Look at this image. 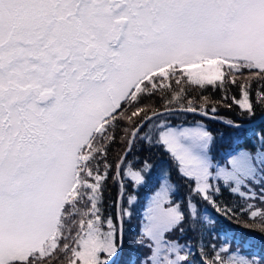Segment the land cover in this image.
<instances>
[{
	"label": "snow or ice",
	"instance_id": "snow-or-ice-1",
	"mask_svg": "<svg viewBox=\"0 0 264 264\" xmlns=\"http://www.w3.org/2000/svg\"><path fill=\"white\" fill-rule=\"evenodd\" d=\"M208 87L219 100L188 95ZM221 106L240 119L219 117ZM257 108L264 114V0H0V264H122L138 200L125 180L144 186L154 167L128 155L152 148L170 156L188 193L177 201L161 169L135 240L146 249L139 264H264L241 254L255 241L232 227L256 206L237 213L217 200L227 190L264 203V125L243 123ZM189 113L233 129L236 147L214 160L203 122L174 125ZM117 129L125 148L113 174ZM109 176L117 197L105 216ZM186 231L223 234L238 251L224 243L198 260L170 238ZM253 231L264 242V228Z\"/></svg>",
	"mask_w": 264,
	"mask_h": 264
},
{
	"label": "trees",
	"instance_id": "trees-1",
	"mask_svg": "<svg viewBox=\"0 0 264 264\" xmlns=\"http://www.w3.org/2000/svg\"><path fill=\"white\" fill-rule=\"evenodd\" d=\"M253 89H255V86H253ZM232 94L236 95L237 98L240 96V90L237 87H233L231 89ZM188 95L193 98L196 103L202 104L204 103L203 97H211V101L209 103H213L220 99L221 92L214 91L212 87H208L206 90H193L188 93ZM254 95V91H253ZM157 104L159 105L162 103L159 99H157ZM231 102V101H229ZM184 103L187 105V100L184 101ZM178 107V106H177ZM239 112L238 107L233 106L231 110H229L226 107L221 106L218 111V116L223 118L231 117L234 120H239L240 117L237 115ZM259 108H257L256 111V117L261 115ZM198 114L189 113L186 117L184 115H180L178 119H174L173 122H180V123H187L194 120V118L199 117ZM204 120L208 123L209 128L211 129L212 133L215 134V144L219 146L221 149H228L229 147H236L235 138L238 135L233 129L226 126V124L222 123L219 120H212V119H206ZM246 120V119H245ZM216 125V126H215ZM264 125V117L257 123L252 124L251 126H245L246 129H257L258 126ZM123 127V124L121 125V128ZM123 135V132L120 129H117L116 132V143L112 144L111 147L108 150V159L113 162V174L115 171V161L121 155L123 152L125 145L121 143L120 137ZM145 157H148L150 162L154 165L151 175L148 178V181L146 185L140 186L136 188V192H139L141 194L147 193L149 190H151L153 187H155L159 180V172L161 167L163 166V162L168 159V154L165 153L163 149L160 148H152L151 150H143V151H133L130 155H128V160H134L139 159L141 162L144 160ZM137 168L141 167V164L135 165ZM176 184L178 185V191L175 193V199H178L179 201H183L188 193V185L184 182H182L179 178L176 179L174 177H171ZM125 183L128 185V190H131V181L129 178H126ZM222 185V184H221ZM132 191V190H131ZM130 191V192H131ZM117 197V187L113 185V182L111 180V176H109L107 187L104 190L103 194V208H104V215L107 216L110 213L115 214V208L110 207V204L115 201ZM217 200L220 201L222 204L226 203L231 207H234L236 212H240V208L243 205L245 208H247L248 204L255 205L252 210L253 211H259L257 207V203L260 201L258 198H255L252 202L247 201V204H245V201L239 198L238 194L232 195L227 190H223V195L218 196ZM142 204V203H141ZM140 204V206H141ZM124 206H128L126 203V197L124 200ZM131 207L132 215L135 217V213L139 210V216L142 214V207ZM206 207L210 215H215V210L211 206H207L204 204L200 205V208ZM129 218H125L123 227H124V239L127 236V233L130 231V227L132 226L130 223ZM142 218L138 217V226L141 224ZM187 227V225H185ZM232 227L238 232V233H245L250 236L251 239L255 241L256 250H261L264 253V247L262 243L257 239L253 238L251 234H261L258 231H253L255 229H261L264 228V216H258L253 218L249 214H244L240 217L239 221H237L235 224L232 225ZM223 234L217 236L215 232L212 231H204L202 234L200 231H186L183 235L180 233H174L173 237H177L178 240L187 241L190 242L192 245H194V251L192 256H199L201 257V252H208L210 256H214L216 252L212 251L213 248L216 249L212 245V241L217 243L218 237H222ZM264 243V242H263ZM253 250L251 252L255 253V248H252ZM218 250V249H216ZM262 253V254H263ZM228 254V253H227ZM224 255V254H222ZM225 259L226 256L224 255Z\"/></svg>",
	"mask_w": 264,
	"mask_h": 264
},
{
	"label": "rangeland",
	"instance_id": "rangeland-1",
	"mask_svg": "<svg viewBox=\"0 0 264 264\" xmlns=\"http://www.w3.org/2000/svg\"><path fill=\"white\" fill-rule=\"evenodd\" d=\"M255 118V117H254ZM195 121H201V122H203L206 126H207V128L211 131V129L209 128V126H208V123L204 120V117H202V116H199V117H196V118H194V120H192L191 122H187V123H185L184 125L185 126H192V124H193V122H195ZM179 123L180 122H174V125H179ZM216 126V125H215ZM249 126H251V125H249ZM250 129V128H249ZM212 132V131H211ZM213 135H215V134H213ZM233 147H229L228 149H221L219 146H217L215 143H214V145H213V148H212V152H211V155L214 157V160H216V161H219V160H221L223 157H224V153L226 152V151H228V150H230V149H232ZM123 153V152H122ZM121 153V154H122ZM169 156V155H168ZM129 160H131V159H129ZM136 167V166H135ZM137 168V167H136ZM161 169H168V170H170V172H171V177H174V178H176V179H178L179 177H178V175H177V168H176V166H175V164H173V162L171 161V159H170V156L168 157V159L167 160H165L164 162H163V166L161 167ZM161 169H160V172H159V178L161 179V176H160V173H161ZM130 179V178H129ZM159 179V180H160ZM172 179V178H171ZM131 181V180H130ZM172 181L176 184V182L172 179ZM221 184H223V182L221 181L220 182ZM157 187H158V184H157V186H155L154 187V189L153 190H151L150 192H149V194L147 195V200H146V205H147V202H148V199H149V197L154 193V191L157 189ZM249 187H251V185H249ZM132 191H135L136 192V189L135 190H133V189H131ZM131 190H129V192L131 191ZM255 191L257 192V196L259 195V193H260V188L257 186L256 188H255ZM137 193V195H138V200L134 203V207H136V206H140V204L142 203V200H143V194H141V193H139V192H136ZM177 201H179L178 199H176ZM253 200H255V199H251L249 202H252ZM132 207V206H131ZM140 207H142V206H140ZM257 207H258V209H259V211H258V216H264V203H261L260 201L257 203ZM206 213H208V214H211L210 212H209V210L206 208V207H203L202 208ZM142 215L143 214H141L140 216H139V210H138V212L137 213H135V217H134V215H132L131 216V218H129V219H131L130 220V223H131V227H130V231L127 233V236L125 237V239H124V237H123V250H122V253H121V261H122V264H131V262L132 261H135L136 262V264H139V261L140 260H142L143 259V254L145 253V251H146V249H144V248H141V247H138L136 244H135V240L137 239V237L139 236V228H140V226H138V217H140V218H142ZM251 236L253 237V238H257L260 242H261V240H260V236H261V234H251ZM170 238H172V239H176L177 240V242L178 243H180V244H182V245H185V246H187V247H189L190 249H191V254H193V251H194V245H192L190 242H187V241H182V240H178L177 239V237H173V235L170 237ZM224 243H229V247H231V248H233L234 250H237L236 249V246L234 245V244H231L229 241H226L225 240V237L222 235V237L220 238V237H218V241H217V243H215L214 241H212V245L214 246V247H216V249H218L219 250V248L221 247V245L222 244H224ZM262 243V245H263V247H264V243L263 242H261ZM253 247H251V248H248V247H245V249H244V252L243 253H241L242 255H246L247 253H249V252H251L253 249H252ZM254 248H255V250H256V245L254 246ZM238 251V250H237ZM251 253H253V252H251ZM263 253V251H261V250H256L255 251V253L254 254H257V255H264V253ZM225 256H226V258H228V257H230L231 255H232V253L231 252H228V254L227 253H223ZM198 260H200L201 258L197 255V256H195ZM233 264H234V262H233Z\"/></svg>",
	"mask_w": 264,
	"mask_h": 264
},
{
	"label": "water",
	"instance_id": "water-1",
	"mask_svg": "<svg viewBox=\"0 0 264 264\" xmlns=\"http://www.w3.org/2000/svg\"><path fill=\"white\" fill-rule=\"evenodd\" d=\"M258 119H261V117H259ZM257 119V120H258ZM244 124H249V123H252V122H243ZM123 154V153H122Z\"/></svg>",
	"mask_w": 264,
	"mask_h": 264
}]
</instances>
